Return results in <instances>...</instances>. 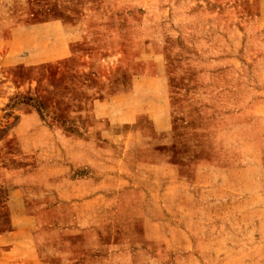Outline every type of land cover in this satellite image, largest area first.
<instances>
[{
	"label": "rangeland",
	"instance_id": "rangeland-1",
	"mask_svg": "<svg viewBox=\"0 0 264 264\" xmlns=\"http://www.w3.org/2000/svg\"><path fill=\"white\" fill-rule=\"evenodd\" d=\"M30 1L42 18L78 22L83 41L76 50L88 74L72 93L68 70L0 68V234L11 230L10 197L29 176V186L48 197L35 200L65 215L63 232L39 239L48 261L109 249L112 264H173L195 232L206 237L174 169L209 153L258 169L262 231L233 243L227 237L201 254L213 264H264V133L245 135L233 121V93L207 86L214 73L237 69L254 89L255 113H264L259 1ZM155 53L163 56L173 99L170 146H150L129 128L103 125L93 109L133 74L150 72ZM183 84L205 92L185 95Z\"/></svg>",
	"mask_w": 264,
	"mask_h": 264
},
{
	"label": "crops",
	"instance_id": "crops-1",
	"mask_svg": "<svg viewBox=\"0 0 264 264\" xmlns=\"http://www.w3.org/2000/svg\"><path fill=\"white\" fill-rule=\"evenodd\" d=\"M258 1L257 23L264 27V0ZM35 4L30 0H0V68L25 67L39 74L59 75L68 70L71 92L79 91L88 74L87 61L76 50L83 41L82 28L78 22L56 15L42 18ZM155 54L156 65L151 64L150 72L133 74L130 83L116 93L109 90L93 109L103 125L129 128L150 146L160 142L170 146L174 143L173 99L163 56ZM210 78V91L227 90L235 96V125L245 135L264 133V113L254 111V89L248 79L234 68ZM183 87L189 96L205 92L188 84ZM1 106L0 99V123ZM174 171L177 182L188 189L190 215L206 237L195 232L191 248L173 257V264H213L201 253L217 250L227 237L233 243L261 235L262 199L256 167L223 163L202 153L181 162ZM47 198L29 186V176L19 179L9 201L12 228L0 234V264H112L109 249L70 252L54 261L45 259L39 239L65 230L62 208L44 207L41 200H35Z\"/></svg>",
	"mask_w": 264,
	"mask_h": 264
}]
</instances>
